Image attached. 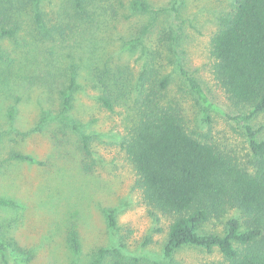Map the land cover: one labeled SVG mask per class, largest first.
Segmentation results:
<instances>
[{"label":"trees","instance_id":"1","mask_svg":"<svg viewBox=\"0 0 264 264\" xmlns=\"http://www.w3.org/2000/svg\"><path fill=\"white\" fill-rule=\"evenodd\" d=\"M44 2L0 0V89L32 85L51 89L59 84L54 94L63 120L73 110L78 79L86 76L99 88L96 101L102 108L113 112L123 106L132 112L120 148L135 172L133 188L149 217L167 223L164 264H179L173 256L185 246L216 251L220 259L215 264H264V139L259 140L249 124L256 117L264 118V0H231L210 41V79L236 115L211 103L198 79L184 67L178 25L167 19L157 24L166 11L147 0H56L50 18ZM133 16L144 21L137 20L128 29L125 41L117 25ZM116 30L118 37L113 35ZM155 34V46L146 45ZM115 41H125L122 47L129 54H140L143 64L136 74L114 61L115 53L110 51ZM39 56L45 59L41 71ZM170 56L186 92L200 107L202 122L209 123V113L216 112L244 123L250 148L246 160L190 125L182 96L170 95L172 74L164 63ZM13 99L17 104L21 97L13 95ZM6 116L13 119V107ZM45 122L43 116L35 130ZM73 128L79 132L83 156H90L91 137L79 131L80 126ZM10 154L11 160L32 161L22 153ZM0 207L15 204L0 198ZM107 219L114 228L112 210ZM222 219L221 233L205 230ZM68 240L78 253L74 231ZM109 253L99 249L87 264H104ZM21 255L17 242L0 237V264H21ZM118 256L114 264L140 262Z\"/></svg>","mask_w":264,"mask_h":264},{"label":"rangeland","instance_id":"2","mask_svg":"<svg viewBox=\"0 0 264 264\" xmlns=\"http://www.w3.org/2000/svg\"><path fill=\"white\" fill-rule=\"evenodd\" d=\"M147 1L167 12L157 24L167 19L178 25L183 65L198 79L211 103L229 115H236L213 85L207 68L217 19L228 10L231 0ZM44 3V9L53 18L58 2L45 0ZM169 13L172 17L168 20ZM137 20L144 21L143 17L133 16L123 25H117L125 41L128 29ZM117 30L113 33L115 37L119 35ZM123 42L112 43L110 52L115 53L117 64L129 67V72L136 74L143 60L139 53L129 54L122 47ZM155 43L156 34L145 41L150 47ZM164 56L167 58V53ZM38 59L41 71L45 59L42 56ZM167 59L165 70L172 74L173 81L170 95L182 96L190 125L208 132L220 145L233 149L246 160L250 148L244 123L216 112L209 113V123L202 122L200 107L186 92L174 59L172 56ZM32 66L36 68L37 64ZM78 85L73 110L63 120L59 118L60 108L54 94L59 84L51 89L41 85L13 91L12 86L0 89V198L15 204V207H0V237L17 242L23 252L21 264H87L99 249L110 251L104 264H114L116 253L127 262L136 257L139 264H164L167 223L149 217L138 191L133 188L135 172L120 148L121 139L131 125L132 112L123 106H116L113 112L102 108L96 101L99 88L87 82L86 76H80ZM13 95L20 96V102L15 104ZM12 107L13 119H9L6 113ZM43 116L46 124L37 131L35 128ZM249 124L257 132V138L264 139V118L256 117ZM74 125L91 137L88 157L82 154L80 135ZM12 152L29 156L32 161L11 160ZM110 210L115 216L114 228L109 227L107 219ZM224 221H216L205 230L221 233ZM71 231L77 236L78 253L68 240ZM173 258L179 264H215L220 256L216 251L207 253L185 246Z\"/></svg>","mask_w":264,"mask_h":264}]
</instances>
